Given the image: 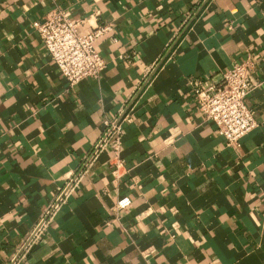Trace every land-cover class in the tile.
<instances>
[{
    "label": "crops",
    "instance_id": "1",
    "mask_svg": "<svg viewBox=\"0 0 264 264\" xmlns=\"http://www.w3.org/2000/svg\"><path fill=\"white\" fill-rule=\"evenodd\" d=\"M55 8L110 26L97 77L70 86L46 50ZM245 59L256 125L228 144L190 81ZM124 107L120 174L101 152L13 263ZM0 264H264V0H0Z\"/></svg>",
    "mask_w": 264,
    "mask_h": 264
},
{
    "label": "built area",
    "instance_id": "2",
    "mask_svg": "<svg viewBox=\"0 0 264 264\" xmlns=\"http://www.w3.org/2000/svg\"><path fill=\"white\" fill-rule=\"evenodd\" d=\"M83 19L69 16L63 10H50L41 20L33 21L34 27L44 46L70 86L84 77H97L105 66V60L95 48V41L110 29L109 25H95L82 31ZM197 104L205 116L213 120L217 131L223 134L228 144H238L240 138L256 125L254 111L245 102V96L255 87L254 63L245 59L232 65L221 73L219 82L206 83L199 80L190 81ZM125 107L119 116L106 118L105 128L91 152L84 157L79 169L64 181L52 202L46 207L38 223L30 231L12 259L16 263L23 258L31 245L38 239L43 228L54 217L61 203L75 189L101 152L109 151L112 159V172L115 176L123 169L120 156L122 145L121 120ZM122 116V117H121ZM129 203L127 197L118 200L124 207Z\"/></svg>",
    "mask_w": 264,
    "mask_h": 264
}]
</instances>
